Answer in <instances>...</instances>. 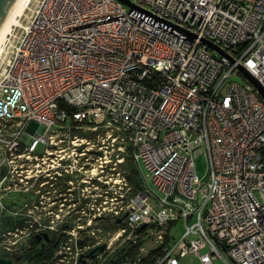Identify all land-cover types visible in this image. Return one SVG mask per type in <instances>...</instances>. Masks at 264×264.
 <instances>
[{
  "label": "built area",
  "instance_id": "2783aa9c",
  "mask_svg": "<svg viewBox=\"0 0 264 264\" xmlns=\"http://www.w3.org/2000/svg\"><path fill=\"white\" fill-rule=\"evenodd\" d=\"M129 3L26 4L0 54V206L9 194L39 193L37 185L57 190L62 177L75 175L67 184L83 192L89 181L76 173L100 178L96 162L83 163L92 169L77 159L72 165L56 131L102 128L118 150L131 148L141 187L114 211V221L127 216L108 242L86 251L64 246L62 262L81 264L92 247L105 242L107 250L122 240L139 246L142 257L161 248L151 264H181L189 256L200 264H264V96L242 72L264 91V0ZM62 102L75 108L72 115ZM201 155L204 180L196 171ZM42 178L50 182L39 185ZM92 205L98 212L67 224L62 238L72 242L74 230L93 225L102 212L98 200ZM181 220V237L164 232Z\"/></svg>",
  "mask_w": 264,
  "mask_h": 264
},
{
  "label": "rangeland",
  "instance_id": "374dc122",
  "mask_svg": "<svg viewBox=\"0 0 264 264\" xmlns=\"http://www.w3.org/2000/svg\"><path fill=\"white\" fill-rule=\"evenodd\" d=\"M240 79L241 78H237V80ZM56 132L58 138L66 139L65 143L62 146V149H66V154H70L72 156V165L75 164L73 160L77 159L79 166H84L85 169H92L95 165L86 166L83 163H85L87 159H89L90 162H96L95 167L97 168V170L94 171V175L98 173L96 174V176L102 179L98 178L90 180V176H92L90 171L87 173L79 172L76 174H79L80 181L82 178L89 181L83 183V192L80 190L78 191L74 188H72V191L67 190L70 185H67V188H63L65 182L63 181L64 179L62 180V178L66 177H62L59 178V180H62L60 183L62 187H58L57 190H50V188H48V185L47 187L43 188L37 185L36 190H41L39 193H13L9 194V196L5 198L4 203H8L9 206H6L4 209L0 206V217L2 216L3 211L7 209V215L14 214V216L19 219L28 220L26 221L25 228L19 230L16 229L12 233L5 232V234H3L2 251L14 253L25 249L29 245H32L33 238L37 233L43 231L42 228L52 226L54 230H52L51 232L57 234L59 238L57 242L52 243V245L51 243L49 244L46 252L51 251L53 245L56 248H53L55 250L52 251L48 259H46V252L41 255L44 257L46 256L40 261V263H43L45 261V264H65V262H62L59 259V254L60 252L65 253L66 249L64 248V246H68L69 244L72 245V249L75 251L78 249H83L84 251H86L87 246H93L98 241L108 242L110 237L115 234V231L112 230L114 228H111L113 222H115L114 219L116 215L114 214V211L130 202L133 195L139 191L140 185L139 187L136 186L137 184H139V179L141 182V178L132 179L131 181H129V178L132 175L133 171L128 161L129 156H131L129 145L126 147L125 152L118 150V145L112 144L113 141L111 138H108L106 130L100 128L96 131L87 130L76 132V129L74 130L73 128L70 129L66 126H62ZM76 135L79 138L86 137L89 144L85 143L81 147L74 146L72 144V140H74ZM41 149L42 146L39 148V151ZM82 152H85L86 155L81 156L80 154ZM98 159L99 161L97 162L96 160ZM131 163H134L136 169H138L136 163L133 160L131 161ZM101 164H103V167H101ZM207 170L208 166L206 158L204 155H201L196 160V171L198 179L204 180L207 175ZM139 174L141 175L140 171ZM86 176H89V178L86 179ZM75 178L76 176L74 175L69 177L68 180H75ZM106 182H110V185L108 186ZM81 194H83V196H81ZM35 198L38 201V204L35 207L33 204H31L27 208H24L23 206L20 208H11V204L9 203L15 200L18 204L23 205L29 200ZM79 199H81V206L72 205L74 202L79 201ZM94 200H98L100 211L102 213L97 217L93 225L90 226V228H88V226L86 225L85 230H74L72 234H74L75 236L73 237L74 240L72 242L68 240V237L62 238L61 234H64V226H68L67 224H70L72 225V227H75L77 225V222L74 221L79 216H82L81 222L84 223L90 215L98 212L97 209L95 211L93 210L92 203L94 202ZM105 200H109V204H104L103 202ZM34 219L42 222V224H36L34 222ZM72 227H69L68 230H73L74 228ZM185 230L186 226L182 220L164 228V232L169 233L171 238L175 239L181 237ZM55 234L54 237L56 236ZM155 235H157V231L155 232ZM87 237H89V239H87ZM105 242H102L98 246L105 244ZM154 245L155 244L153 242H150L146 244V248L149 249ZM131 247L132 244H130L129 242H125L122 240L116 241L110 249L104 250L105 252L103 251L104 253L102 254V257L100 259H97L98 254L102 253L100 251H97L94 258H85L86 264H99L100 260H104L105 263L103 264H111L114 263V261L119 260L123 255L124 257L120 264H126V262H129V264H140V258H144L142 257V253L137 254L136 258L132 260L130 254ZM92 248L95 249L94 247ZM88 260L92 262L89 263ZM216 264L222 263L218 261L216 262Z\"/></svg>",
  "mask_w": 264,
  "mask_h": 264
},
{
  "label": "trees",
  "instance_id": "16d2710c",
  "mask_svg": "<svg viewBox=\"0 0 264 264\" xmlns=\"http://www.w3.org/2000/svg\"><path fill=\"white\" fill-rule=\"evenodd\" d=\"M60 109H61V110H66L67 113H68L69 115H72V114L74 113V111H75V108H73V107L67 105V104L64 103V102L60 103ZM71 128H73V127H71ZM129 149H130V152H131V156H129L128 161H129V163H130V166H131L132 169H133V171H132V175H131L130 178H129V181H131L132 179H138V178H140V174H139L138 169H136L134 163H131V161L133 160V158H132V150H131L130 147H129ZM139 185H140V187H141L140 179H139V184H137L136 186L139 187ZM139 189H140V188H139ZM108 194H109V193H108ZM6 206H7V205H6ZM11 208H14V207L11 206ZM6 212H7V209L4 210L3 213H2V215H3V217H2V223L0 224V226H2L3 234H5V232L12 233V232H14L16 229L19 230V229H22V228H25V227H26V221H27L28 219H19V218H15L14 214H13V215H7ZM11 212H12V211H11ZM120 226H121V224H119L118 219H116L115 222H113L111 228L113 227L114 229H112V230H113V231H116V230H118V229L120 228ZM64 227H66V226H64ZM46 231H47V230H46ZM50 232H51V231H50ZM54 234H55V233H54ZM55 235H56V236L53 237V238H54V243L57 242V241H58V238H59V236H58L57 234H55ZM169 240H170V237L167 236V237H166V244H167V242H169ZM2 241H3V237H2ZM32 246H33V247L36 246V241H35L34 238H33V241H32ZM53 248H56V247H54V245H53L51 251H48V252L45 253V254L47 255V258H46V259H48L49 255H51L52 251L55 250V249H53ZM28 250H29V248L27 247V248L22 249V250L17 251V252H18V253H22V252L26 253V251H28ZM160 251H161V248H156V249H154L153 251H151V252L148 254V256H145L144 258H142L140 264H151L152 260L154 259V256H155L156 254H158ZM2 252H3V251H2ZM17 252H14V253L3 252V253H2V256H3V257H6V258H13V256H14ZM49 252H50V253H49ZM130 252H131V253H130V254H131V257H132L131 259H132V260L135 259L136 256H137V254L139 253V246H136V247L132 246V247L130 248ZM45 257H46V256H45ZM45 257H44V256H38V257H35V258L32 259V260L29 259V264H45V263H46L45 261H44L43 263H42V262L40 263V261H41L42 259H44ZM123 257H124V255L121 256L119 260L114 261L113 264H120V262L122 261Z\"/></svg>",
  "mask_w": 264,
  "mask_h": 264
},
{
  "label": "water",
  "instance_id": "95a60500",
  "mask_svg": "<svg viewBox=\"0 0 264 264\" xmlns=\"http://www.w3.org/2000/svg\"><path fill=\"white\" fill-rule=\"evenodd\" d=\"M15 1L16 0H0V32H1V29L5 23V21L8 17V14L11 11ZM120 1L127 4V5H130L129 0H120ZM203 42L205 45H207L212 50L217 51L218 53H220L222 55H226V53L221 48H219L217 45H215L214 43H212L208 40H203ZM242 72L254 85H256L262 91V94L264 96V91L262 90V88L260 87L258 82L244 69H242ZM126 216H127V214L123 218H119L118 219L119 223H121ZM36 240L39 241V243H40L39 246H37L34 250H30L29 252L23 254L22 255L23 257L33 259L35 257L43 255L47 249L48 244L51 242V238H50L49 234L45 233V232L44 233H37ZM105 248H106L105 244L98 246L97 248L91 250L89 252V254L82 255L80 258V262L82 264H86L85 258H94L96 256L97 251L103 252L105 250ZM14 259H19V257L18 256H15L14 258L0 257V264H15Z\"/></svg>",
  "mask_w": 264,
  "mask_h": 264
},
{
  "label": "bare ground",
  "instance_id": "6f19581e",
  "mask_svg": "<svg viewBox=\"0 0 264 264\" xmlns=\"http://www.w3.org/2000/svg\"><path fill=\"white\" fill-rule=\"evenodd\" d=\"M30 0H16L0 32V54L11 31L20 23V18L25 13L26 4Z\"/></svg>",
  "mask_w": 264,
  "mask_h": 264
},
{
  "label": "flooded vegetation",
  "instance_id": "af4514ba",
  "mask_svg": "<svg viewBox=\"0 0 264 264\" xmlns=\"http://www.w3.org/2000/svg\"><path fill=\"white\" fill-rule=\"evenodd\" d=\"M68 178L69 177H67V178H62V180L65 182L64 183V185H63V188L65 187V188H67V181H68ZM62 180H59V181H57V186L58 187H62V185L60 184L61 183V181ZM50 182V180L48 179V178H42L41 180H40V182H39V185L40 184H48ZM60 185V186H59ZM47 187V186H46ZM49 187V186H48ZM67 190H69V191H71V188L69 187ZM41 191V190H40ZM29 203H31V204H33L34 206H36L37 204H38V201H37V199L35 198V199H31V200H29L28 201ZM6 205H8V203L6 204ZM13 207H15V206H13ZM2 217H3V215L0 217V224L2 223ZM15 218H17L16 216H15ZM48 233L49 234V236H50V238H51V245H52V243H54V233H52V232H50V231H41V232H39V233ZM37 235V234H36ZM36 235H35V237H34V239H35V241H36V246L35 247H33L32 245H29L28 246V248H29V250L28 251H26V253L27 252H29L30 250H34L37 246H39V241L38 240H36ZM2 236H3V231H2V226H0V257H3L2 256ZM49 243V244H50ZM49 244H48V246H47V249H48V247H49ZM46 249V250H47ZM46 252V251H45ZM23 254H25L24 252H22V253H16L14 256H13V258L15 257V256H18L19 257V259H14L15 260V264H29V259L30 260H32V258H27V257H23L22 255ZM34 259V258H33Z\"/></svg>",
  "mask_w": 264,
  "mask_h": 264
},
{
  "label": "crops",
  "instance_id": "0c3cea01",
  "mask_svg": "<svg viewBox=\"0 0 264 264\" xmlns=\"http://www.w3.org/2000/svg\"><path fill=\"white\" fill-rule=\"evenodd\" d=\"M181 264H200V262L196 258L189 256V257L183 258L181 260ZM214 264H216V262Z\"/></svg>",
  "mask_w": 264,
  "mask_h": 264
}]
</instances>
